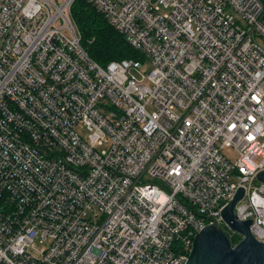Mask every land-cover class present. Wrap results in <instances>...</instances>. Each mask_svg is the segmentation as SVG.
Wrapping results in <instances>:
<instances>
[{"label": "built area", "instance_id": "1", "mask_svg": "<svg viewBox=\"0 0 264 264\" xmlns=\"http://www.w3.org/2000/svg\"><path fill=\"white\" fill-rule=\"evenodd\" d=\"M75 1L0 0V264H186L239 189L264 243V0H83L105 67Z\"/></svg>", "mask_w": 264, "mask_h": 264}, {"label": "water", "instance_id": "2", "mask_svg": "<svg viewBox=\"0 0 264 264\" xmlns=\"http://www.w3.org/2000/svg\"><path fill=\"white\" fill-rule=\"evenodd\" d=\"M257 178L264 180V175L259 174ZM243 194L239 189L221 212L227 227L243 238L233 247L222 229L215 225L206 226L195 236L186 264H264V243L251 235V221H238L234 214V207Z\"/></svg>", "mask_w": 264, "mask_h": 264}, {"label": "trees", "instance_id": "3", "mask_svg": "<svg viewBox=\"0 0 264 264\" xmlns=\"http://www.w3.org/2000/svg\"><path fill=\"white\" fill-rule=\"evenodd\" d=\"M71 14L80 34L81 47L99 66L105 67L111 61L142 58L124 36L113 30L104 16L85 1L76 0ZM230 242L235 245L237 240L231 238Z\"/></svg>", "mask_w": 264, "mask_h": 264}, {"label": "rangeland", "instance_id": "4", "mask_svg": "<svg viewBox=\"0 0 264 264\" xmlns=\"http://www.w3.org/2000/svg\"><path fill=\"white\" fill-rule=\"evenodd\" d=\"M154 3L157 2V0L153 1ZM143 68L145 69V73H149L151 71V67L150 66H143ZM84 133V132H82ZM224 154L226 155V157L230 160V161H234L235 160V153L232 150H226L224 151ZM49 242H38V248L39 250L43 249L44 247H46L48 245Z\"/></svg>", "mask_w": 264, "mask_h": 264}]
</instances>
